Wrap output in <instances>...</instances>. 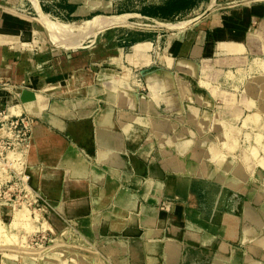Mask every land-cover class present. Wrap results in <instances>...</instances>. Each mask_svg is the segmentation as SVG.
<instances>
[{
  "label": "crops",
  "instance_id": "0c3cea01",
  "mask_svg": "<svg viewBox=\"0 0 264 264\" xmlns=\"http://www.w3.org/2000/svg\"><path fill=\"white\" fill-rule=\"evenodd\" d=\"M115 5L0 0V102L31 122V180L76 219L143 230L151 263L264 264L262 155L245 166L225 145L235 126L259 137L264 124L250 115L264 86V0H159L113 14ZM39 13L173 24L55 43ZM26 89L34 100L21 101Z\"/></svg>",
  "mask_w": 264,
  "mask_h": 264
},
{
  "label": "rangeland",
  "instance_id": "374dc122",
  "mask_svg": "<svg viewBox=\"0 0 264 264\" xmlns=\"http://www.w3.org/2000/svg\"><path fill=\"white\" fill-rule=\"evenodd\" d=\"M115 1L118 5L114 6L113 14L118 9L129 10L139 7L141 4H155L159 0ZM129 15L127 13L94 16L80 24H68L90 27L100 18L121 17L125 18L126 22L120 25H131L133 28L135 26L142 30L165 28V26H159L158 23L173 24L159 19H155L154 22L140 17L128 20ZM50 21L62 23L55 20ZM260 90L263 92L262 94H254L256 107L250 112V115L255 114L264 120V86ZM3 104L6 106V103L3 102ZM259 130L261 137L256 136V130L255 132L250 130L248 134H245V137L241 138L243 129L237 125L232 130V139L226 141L225 145L227 144L229 149L233 150L234 156L231 158L245 166L253 165L252 162L258 158L256 153L259 150L262 155L258 158L261 169L259 176H264V124L259 127ZM31 134L30 122L28 136ZM24 144L28 146L30 138L23 143L21 150ZM246 151L252 152V157L246 155ZM27 165L25 162L20 164L18 169L16 167L12 170L0 171V264H155L151 263L152 260H148V258L153 256L156 248H146L147 241L144 240V237L139 236L143 230L137 228L133 232L137 234L129 236L110 228L111 221L100 220L97 222L92 217L88 221L76 219L75 215H82L81 212L70 213L68 204L64 200L59 202L44 195L31 180L32 176ZM22 208L26 211L24 214ZM86 219L88 218L86 217ZM134 244L136 246H133ZM133 248L140 250L138 254L136 253L137 257Z\"/></svg>",
  "mask_w": 264,
  "mask_h": 264
},
{
  "label": "built area",
  "instance_id": "2783aa9c",
  "mask_svg": "<svg viewBox=\"0 0 264 264\" xmlns=\"http://www.w3.org/2000/svg\"><path fill=\"white\" fill-rule=\"evenodd\" d=\"M3 86L4 84H1L0 88ZM29 132V119L10 115L7 107L0 102V171L16 167L18 169V166L25 162L27 165L26 153L29 145L24 144L22 150L21 147L30 138Z\"/></svg>",
  "mask_w": 264,
  "mask_h": 264
},
{
  "label": "bare ground",
  "instance_id": "6f19581e",
  "mask_svg": "<svg viewBox=\"0 0 264 264\" xmlns=\"http://www.w3.org/2000/svg\"><path fill=\"white\" fill-rule=\"evenodd\" d=\"M39 15H40L39 17L41 19V22L44 24V26L50 32L55 43H58L59 38H62V39L66 38V39L72 41L73 39L79 38L83 34H86V33L93 35L96 33V31L98 29H100L102 27H107L110 25H119V24H122L123 22H126V19L123 17H121V18H107V19H100L96 23L92 24L90 27H79L76 25L62 24V23H56V22L50 21L42 13H39ZM158 24H159V26H162V27L166 26L165 23H158ZM23 208H22V211L24 214L27 210L24 208L26 210L25 211V210H23ZM22 211H20V212H22Z\"/></svg>",
  "mask_w": 264,
  "mask_h": 264
},
{
  "label": "water",
  "instance_id": "95a60500",
  "mask_svg": "<svg viewBox=\"0 0 264 264\" xmlns=\"http://www.w3.org/2000/svg\"><path fill=\"white\" fill-rule=\"evenodd\" d=\"M34 98H35L34 93L28 89L23 90L20 95V99L22 102L32 101L34 100Z\"/></svg>",
  "mask_w": 264,
  "mask_h": 264
},
{
  "label": "trees",
  "instance_id": "16d2710c",
  "mask_svg": "<svg viewBox=\"0 0 264 264\" xmlns=\"http://www.w3.org/2000/svg\"><path fill=\"white\" fill-rule=\"evenodd\" d=\"M176 8H178L177 6H175V5H168V6H166V11H169V10H174V9H176ZM168 14H170V12H162V16H159V17H161L162 19H165V20H168Z\"/></svg>",
  "mask_w": 264,
  "mask_h": 264
}]
</instances>
